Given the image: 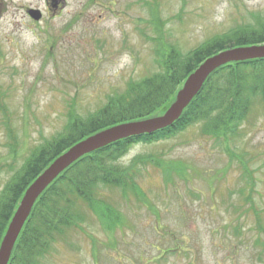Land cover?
I'll list each match as a JSON object with an SVG mask.
<instances>
[{
    "label": "rangeland",
    "instance_id": "374dc122",
    "mask_svg": "<svg viewBox=\"0 0 264 264\" xmlns=\"http://www.w3.org/2000/svg\"><path fill=\"white\" fill-rule=\"evenodd\" d=\"M153 5L161 26L151 20ZM257 18L264 0H0V191L33 148L62 130L70 106L85 116L128 81L158 72L150 41L158 33L186 54ZM261 105L255 101L227 144L194 124L132 146L116 165L162 155L169 178L142 170L146 202L103 189L115 228L84 208L80 225L52 243L41 264H264L256 243L264 241Z\"/></svg>",
    "mask_w": 264,
    "mask_h": 264
},
{
    "label": "trees",
    "instance_id": "16d2710c",
    "mask_svg": "<svg viewBox=\"0 0 264 264\" xmlns=\"http://www.w3.org/2000/svg\"><path fill=\"white\" fill-rule=\"evenodd\" d=\"M149 11L153 24L161 26L156 5ZM158 34V40L150 39L156 45L158 72L128 81L122 91L108 96L105 104L85 116L77 115L70 106L62 130L33 148L11 174L0 191V243L25 190L57 157L104 129L162 115L175 100L185 79L204 60L226 49L264 44V19L257 18L251 26H236L186 54L173 44H164V33ZM255 101L264 108V59L229 63L209 75L199 93L171 126L122 139L84 155L37 198L7 264H41L52 243L61 240L66 230L80 225L84 208L101 226L113 230L116 211L100 196L103 189L118 190L122 197L131 195L137 201L146 202L137 184L142 170L149 166L158 168L163 175L167 172L169 178L172 168L165 166L168 164L162 155H138L126 166L116 165L132 146L170 139L194 124H201L202 135L214 139L222 137L227 144ZM11 147L15 148V143ZM252 211L259 218L257 212ZM256 243L264 253V241Z\"/></svg>",
    "mask_w": 264,
    "mask_h": 264
},
{
    "label": "water",
    "instance_id": "95a60500",
    "mask_svg": "<svg viewBox=\"0 0 264 264\" xmlns=\"http://www.w3.org/2000/svg\"><path fill=\"white\" fill-rule=\"evenodd\" d=\"M28 15L34 21L41 19V13L38 10H29ZM257 59H264V44L223 50L204 60L185 79L181 89L176 93L175 100L162 115L104 129L79 141L57 157L25 190L0 243V264L8 263L15 241L37 198L71 164L84 155L92 153L113 142L144 134H151L171 126L180 117L192 99L199 93L203 84L213 71L229 63Z\"/></svg>",
    "mask_w": 264,
    "mask_h": 264
}]
</instances>
